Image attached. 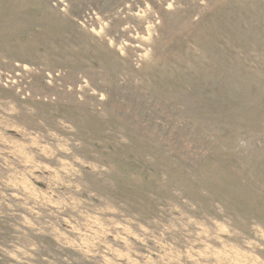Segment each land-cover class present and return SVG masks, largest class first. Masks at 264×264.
<instances>
[{"label": "rangeland", "instance_id": "374dc122", "mask_svg": "<svg viewBox=\"0 0 264 264\" xmlns=\"http://www.w3.org/2000/svg\"><path fill=\"white\" fill-rule=\"evenodd\" d=\"M0 264H264V0H0Z\"/></svg>", "mask_w": 264, "mask_h": 264}]
</instances>
